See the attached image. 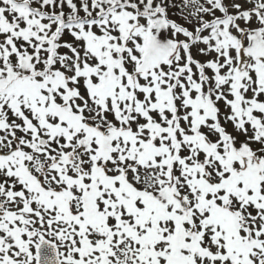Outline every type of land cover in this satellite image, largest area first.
Instances as JSON below:
<instances>
[{"label": "snow or ice", "instance_id": "1", "mask_svg": "<svg viewBox=\"0 0 264 264\" xmlns=\"http://www.w3.org/2000/svg\"><path fill=\"white\" fill-rule=\"evenodd\" d=\"M0 264H264V0H0Z\"/></svg>", "mask_w": 264, "mask_h": 264}]
</instances>
